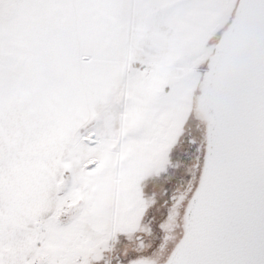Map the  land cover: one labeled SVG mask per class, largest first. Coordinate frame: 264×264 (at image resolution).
Wrapping results in <instances>:
<instances>
[{
    "label": "snow or ice",
    "instance_id": "obj_1",
    "mask_svg": "<svg viewBox=\"0 0 264 264\" xmlns=\"http://www.w3.org/2000/svg\"><path fill=\"white\" fill-rule=\"evenodd\" d=\"M212 104L179 133L130 127L109 102L67 135L0 138V264H264V72Z\"/></svg>",
    "mask_w": 264,
    "mask_h": 264
},
{
    "label": "crops",
    "instance_id": "obj_2",
    "mask_svg": "<svg viewBox=\"0 0 264 264\" xmlns=\"http://www.w3.org/2000/svg\"><path fill=\"white\" fill-rule=\"evenodd\" d=\"M226 2L31 0L20 8L0 0L6 24L0 138L6 148L48 126L70 134L91 124L96 107L109 102L125 109L121 119L130 127L167 131L183 114L186 96L194 101L202 50Z\"/></svg>",
    "mask_w": 264,
    "mask_h": 264
},
{
    "label": "water",
    "instance_id": "obj_3",
    "mask_svg": "<svg viewBox=\"0 0 264 264\" xmlns=\"http://www.w3.org/2000/svg\"><path fill=\"white\" fill-rule=\"evenodd\" d=\"M250 0H238L229 24L209 56L195 97L199 126L215 115L212 100L217 92L251 73L264 72V42L258 36L264 12L251 9Z\"/></svg>",
    "mask_w": 264,
    "mask_h": 264
},
{
    "label": "rangeland",
    "instance_id": "obj_4",
    "mask_svg": "<svg viewBox=\"0 0 264 264\" xmlns=\"http://www.w3.org/2000/svg\"><path fill=\"white\" fill-rule=\"evenodd\" d=\"M237 2L238 0H227L226 4H224L223 14L217 22V28H216L215 35L211 39V42L209 44L206 43L205 48L202 50V54H201L202 61H201V65L199 66V70H198V72L200 71L201 74H199L200 77L196 75L194 79L196 80V78L199 77V82L197 83V85H196V81L193 83L194 88L196 89L194 91L195 94L193 95L195 97L198 93V86L202 80V75L207 70L206 65H207L208 58L213 53V47L219 40L221 31L225 29L227 25L229 24L230 18L233 16V13L235 11ZM190 96L187 95L184 100L183 114L180 115L178 119H176L175 122L170 125L167 131H163V132L179 133L184 128V125L186 122H192V123L199 122L198 116L196 112L194 111V106H193V103L195 102V98H194V101H192V98Z\"/></svg>",
    "mask_w": 264,
    "mask_h": 264
},
{
    "label": "built area",
    "instance_id": "obj_5",
    "mask_svg": "<svg viewBox=\"0 0 264 264\" xmlns=\"http://www.w3.org/2000/svg\"><path fill=\"white\" fill-rule=\"evenodd\" d=\"M138 70H139L140 72H143V71L146 70V66H144V65H143V66H140Z\"/></svg>",
    "mask_w": 264,
    "mask_h": 264
},
{
    "label": "trees",
    "instance_id": "obj_6",
    "mask_svg": "<svg viewBox=\"0 0 264 264\" xmlns=\"http://www.w3.org/2000/svg\"><path fill=\"white\" fill-rule=\"evenodd\" d=\"M231 18H232V17H231ZM231 18H230V19H231ZM221 32H222V31H221ZM194 105H195V104L193 103V106H194ZM194 111H195V107H194ZM195 112H196V111H195ZM196 114H197V113H196ZM197 116H198V115H197ZM199 124H200V123H199Z\"/></svg>",
    "mask_w": 264,
    "mask_h": 264
}]
</instances>
